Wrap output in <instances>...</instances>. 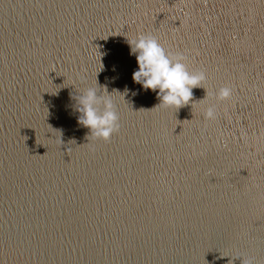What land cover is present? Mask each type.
Instances as JSON below:
<instances>
[{
	"label": "water",
	"instance_id": "1",
	"mask_svg": "<svg viewBox=\"0 0 264 264\" xmlns=\"http://www.w3.org/2000/svg\"><path fill=\"white\" fill-rule=\"evenodd\" d=\"M140 34L206 73L188 106L134 83ZM97 81L107 143L74 110ZM240 258L264 264V0H0V264Z\"/></svg>",
	"mask_w": 264,
	"mask_h": 264
},
{
	"label": "clouds",
	"instance_id": "2",
	"mask_svg": "<svg viewBox=\"0 0 264 264\" xmlns=\"http://www.w3.org/2000/svg\"><path fill=\"white\" fill-rule=\"evenodd\" d=\"M130 55L135 56L138 70L133 73V81L145 91L156 93L159 104L156 108L180 109L193 101V89L203 88L207 80L203 71H190L187 57L182 53L167 50L159 39L150 34H140L126 38ZM78 90V89H77ZM206 91V90H205ZM74 96V110L78 115V124L87 129L93 142L107 143L120 130L118 108L106 86L88 87L78 90ZM119 93V92H116ZM123 98L127 94L119 93ZM232 89L228 86L215 93L206 91V96L199 102L214 99L217 103L230 100ZM193 103L191 104V106ZM204 119L214 121L217 118L216 107L209 104L203 109ZM230 260L229 264H233ZM241 264H251L250 260L240 258Z\"/></svg>",
	"mask_w": 264,
	"mask_h": 264
}]
</instances>
